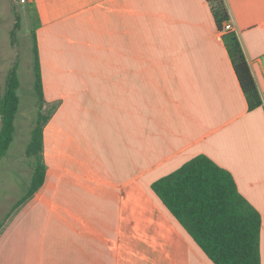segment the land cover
<instances>
[{"label":"crops","instance_id":"crops-1","mask_svg":"<svg viewBox=\"0 0 264 264\" xmlns=\"http://www.w3.org/2000/svg\"><path fill=\"white\" fill-rule=\"evenodd\" d=\"M225 3L253 111L207 0H27L46 176L13 200L0 264H213L153 191L198 156L260 213L264 264V0Z\"/></svg>","mask_w":264,"mask_h":264},{"label":"trees","instance_id":"trees-1","mask_svg":"<svg viewBox=\"0 0 264 264\" xmlns=\"http://www.w3.org/2000/svg\"><path fill=\"white\" fill-rule=\"evenodd\" d=\"M207 2L217 28L221 31L223 24L229 20L225 0ZM16 17L15 29L18 30L21 26L19 14ZM11 37L14 44L15 31ZM32 37L35 58L34 89L40 112L32 131L27 157H37V162L28 194L16 208L43 186L46 176L43 156L44 129L51 112H43L45 100L40 55L35 33ZM223 41L249 110H256L263 105V99L250 70L242 42L235 32L224 34ZM20 85L18 68L15 65L7 76L4 89L0 86V160L9 151L15 137V121L20 109ZM153 191L213 264H261V215L238 192L233 176L210 158H194L176 172L155 182Z\"/></svg>","mask_w":264,"mask_h":264},{"label":"rangeland","instance_id":"rangeland-1","mask_svg":"<svg viewBox=\"0 0 264 264\" xmlns=\"http://www.w3.org/2000/svg\"><path fill=\"white\" fill-rule=\"evenodd\" d=\"M25 10L26 4L17 3L16 0H0V86L4 89L7 76L15 65L21 84L18 90L20 109L15 121V137L9 151L0 160V226L8 219L13 200L26 195L37 162V157H27V149L40 110L34 89L32 24L29 18L27 19ZM18 14L21 26L16 30ZM13 31L16 33L14 44L11 37ZM43 112L50 113L48 104L43 108Z\"/></svg>","mask_w":264,"mask_h":264},{"label":"built area","instance_id":"built-area-1","mask_svg":"<svg viewBox=\"0 0 264 264\" xmlns=\"http://www.w3.org/2000/svg\"><path fill=\"white\" fill-rule=\"evenodd\" d=\"M17 3H21V4H26L27 3V0H16ZM228 32H234V25L233 23L228 20L227 22H225L223 24V28L222 30L220 31V34L221 36H223L224 34L228 33Z\"/></svg>","mask_w":264,"mask_h":264}]
</instances>
